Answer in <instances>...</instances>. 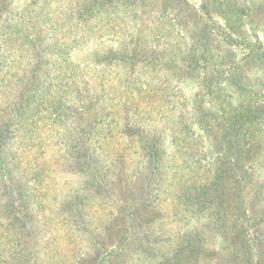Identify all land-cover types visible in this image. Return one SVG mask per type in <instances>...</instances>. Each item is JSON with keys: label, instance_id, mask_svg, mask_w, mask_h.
I'll return each instance as SVG.
<instances>
[{"label": "rangeland", "instance_id": "rangeland-1", "mask_svg": "<svg viewBox=\"0 0 264 264\" xmlns=\"http://www.w3.org/2000/svg\"><path fill=\"white\" fill-rule=\"evenodd\" d=\"M36 3H46V11L55 10L52 14L62 20L100 30L90 44L68 47L62 56L52 52L50 37L38 46L22 44L19 14ZM27 52L31 58H17ZM26 64L32 86L26 82ZM2 70L0 144L8 141L1 134L9 119L7 104L20 92L70 73L69 96L79 101L60 109V123H42L39 138L48 140L42 146L24 148L14 139L21 145L20 158L0 166V197L10 189L8 182L22 187L17 193L30 203L27 211L33 201L42 203L27 231L29 225L24 227L18 213H6L0 199V264L29 257L36 258L35 264H79L111 250L113 264H163L178 250L198 245L202 251L187 258L188 264H255L259 253L264 256V0H0ZM97 74L117 84L119 92L129 86L126 98L143 117H160L154 125L143 124L156 127L164 151L154 160L138 149L129 153L131 145L140 146L139 136L124 138L111 128L115 122L96 118V132L103 126L109 151L99 159L118 162L122 153L124 163L99 169L108 172V188L96 184L82 193L91 176L69 153L96 130L89 85ZM5 75L12 80L10 88L4 86ZM120 113L121 108L115 115L119 120ZM237 124L252 143V154L240 160L233 153L218 157L214 143L231 148ZM235 159L243 167L230 170L223 186L214 187L216 170L231 167ZM27 162L39 167L38 193L31 183L37 172ZM11 172L17 181L11 182ZM221 190L229 203H222L224 219L216 199ZM82 194L84 215L65 211L80 204ZM231 198L238 199L233 215Z\"/></svg>", "mask_w": 264, "mask_h": 264}, {"label": "trees", "instance_id": "trees-1", "mask_svg": "<svg viewBox=\"0 0 264 264\" xmlns=\"http://www.w3.org/2000/svg\"><path fill=\"white\" fill-rule=\"evenodd\" d=\"M45 4L46 3H36L35 8H32V10L27 9L24 14H19V19L23 23V25H21L22 31L25 32L24 41L19 38L22 44L26 43V45L28 44L32 46H38L40 45V42H42L45 38L50 37L52 38L53 42V44H51V46L53 47L52 52L62 56L69 53L68 51L64 54V50H67L68 47H70V50H74L78 48H84L86 45L90 44L93 37L100 30V27L88 25L83 20L82 23H74L73 21L69 22V20H62L58 17H55L52 14V12H54L55 10L46 11ZM87 11L93 13V7H90V9ZM15 41H18V39H16ZM47 45L48 44H46L45 47H47ZM37 56L39 58H43L40 54H38ZM31 57L32 56L27 52L23 56H18L17 58ZM27 65L30 64L25 65V75L27 76H25L26 82L29 84V86H32L35 80L32 77L28 76L32 73L27 71L28 69H30ZM2 73L3 70L0 71V75ZM69 74L65 75L62 79L56 82H48L46 86H38L37 90L35 91L30 90L29 93L22 91L20 92L17 99L9 101V103L7 104V113L9 114V119L7 117V123L4 126V131L1 133L6 136V139H8V141H4L5 144L3 142L0 144V166L13 163L15 161L12 160L14 157L20 158L19 152L22 151L20 143L24 148H27L30 146V143H32V145L38 143L42 146L41 143H43V141L47 142V139L39 138L41 137V135L38 134V131L41 134L40 126L42 125V123L49 121H52L53 123H55V125L56 123H60V119L63 117V113L60 109L66 108L65 106H67V108L68 106H73L76 104L77 101H79L77 96L73 98L69 96L71 95V91H69L68 85ZM74 75L76 77L75 73ZM103 78L104 75L100 76V74H97L94 82L90 83L89 85V89L92 95L90 97L93 101L90 102L93 103L95 106V110L92 112V116H96L92 122V125L96 130L91 131L90 135L87 136L85 142L81 145L72 148L69 153L71 156L76 158L75 162L79 170L85 171V173L89 171L91 176L87 181L84 182V187L81 188L82 193L87 192L88 190L90 191V189L92 190L96 186V184L108 188V172L101 173L103 171H100L99 169L105 166H112L113 163L117 165L124 163L121 162L124 157L122 153H119L117 155L118 162H111L107 164V162H102L101 159H99V157L103 155L109 156L106 154L109 151H107L104 147V143L108 138L103 136V126L98 132H96L98 129V122L96 118L102 116L108 118L105 120L106 122L109 120H111L113 123L115 122V125L110 124L111 128L117 131L118 135L122 134L124 138H133L134 136H139L140 146L138 148H132L131 145V148L128 149L129 153H131V151H133L134 149H138L135 151L136 153H139L143 157H150V159L154 160L162 155L160 151H164V149L162 148V137L156 135V127H150V125H154L155 121L160 117L157 116L155 120L148 118V116L146 118L143 117L142 113H139L137 110L132 109V102L126 98L127 93L132 91L129 90V86H126L125 88H123V91L119 92V90L115 89V86L117 84L114 83V86L108 81L105 82ZM3 82L6 88L11 87L12 80H9V78H7V75L4 76ZM116 96H121L122 101L119 99L120 101L115 102ZM104 100H109L110 103L106 104L104 103ZM120 108L121 113L119 120L115 117V115L117 113V109ZM137 108L139 109V107ZM106 110H109V112L105 114ZM143 122L150 125L146 126L145 124H143ZM238 124L237 126H235L236 134L233 135L236 140L234 142H230L231 148L223 146V141H218L214 143V152L217 154L218 157L222 153H233V155L236 156L237 159L239 158L240 160L242 159V156L252 154L254 147L252 146L251 142L247 141L244 138V133L242 131L243 126L240 127ZM19 127H21L20 132L18 131ZM203 127L207 129L206 127L208 126ZM93 133H95L94 136H92ZM148 133L150 134V137L141 136L142 134ZM56 135L58 136V134ZM95 136H97V139L94 138ZM0 139L2 140L1 136ZM14 139H18L20 143ZM127 147L128 146H126L125 148ZM233 149H235L236 152H234ZM6 157L11 162H8L6 160ZM27 163L28 167L31 168L32 171L37 172L38 176L39 167L30 164L29 162ZM239 163L241 162L238 160L234 162L231 161V167L223 165L218 168L216 170V179L213 184L214 187L215 183L223 186L226 174L230 170L233 171L234 169H239L240 167L237 166L243 167V163ZM7 171L10 172L15 170L9 167L7 168ZM15 172L17 173L18 171ZM8 175L11 182H14L16 180L15 178H12L13 172ZM31 183L34 184L33 190L35 193L41 191V188L39 187V176L34 178ZM7 184L8 182H6L5 186L10 189L8 191L4 190L0 197L1 200L5 199L6 203H4V207L6 210H8L6 213H18V215L21 216L20 222L24 225V227H27L29 225V227L26 229L28 231L31 227H34V216L36 211L34 209L41 207L42 203H35V201H33L32 209L27 211V208H29L30 203H28V200L25 197L17 193L18 190L22 192V187L18 185H12L10 187ZM30 196L34 197L33 194H31ZM82 196L83 194L80 195V204H77L76 206L68 205L65 211H67L69 214H72L74 213L73 210L77 209L81 216H83L85 199H82ZM27 197L29 198V196ZM216 199L220 203V207L224 212V214L222 215V218L224 219L226 216V210L224 209V207H222V203L225 205H229V203L228 201L223 202V190L220 191L219 197H217L216 195ZM237 201V198H234L233 200L231 198V209L232 207L238 208ZM37 213L39 212L37 211ZM233 213L234 212L232 209L231 215H233ZM232 222L236 224L238 221L233 220ZM221 224L222 226L226 225V223ZM239 234L240 231L237 230V235ZM49 240L52 241L51 239ZM51 245L52 244L49 243V246H47V244L45 243L44 246L50 247ZM198 246H191L192 248H188L186 250L188 251L187 253H185L186 251L184 250H178L174 255L167 258L166 262H164L163 264H186L187 262L185 261L187 258H195L197 257V252L202 251V249L197 248ZM111 252L112 250L107 253L98 252L94 258L81 260L79 264H113L114 261L111 257V254H109ZM10 259L11 258H7L4 260L6 261V264H35L36 262V258L33 257L24 258L16 262H11ZM255 264H264V256L262 253H259V258L255 262Z\"/></svg>", "mask_w": 264, "mask_h": 264}]
</instances>
